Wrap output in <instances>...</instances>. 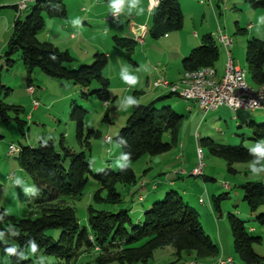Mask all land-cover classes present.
Segmentation results:
<instances>
[{"label": "rangeland", "instance_id": "obj_1", "mask_svg": "<svg viewBox=\"0 0 264 264\" xmlns=\"http://www.w3.org/2000/svg\"><path fill=\"white\" fill-rule=\"evenodd\" d=\"M23 1L13 0V2L0 4V43L6 39L8 23L12 14H16V10L12 5L14 3L19 5ZM100 1L104 2L105 0ZM143 2L144 0H140L139 4L141 5ZM199 2H203V4ZM79 3L83 6L85 5L88 10L93 7V9L99 10L96 6L97 3H92L90 0H80ZM33 5L34 1L30 2L29 8L23 10L22 16L27 15ZM73 5H76V2L75 4H72V2L67 3L68 15L71 19L74 17ZM146 5L147 10L144 11L140 8L136 13L135 6L132 5L131 0H125V3L122 5L123 16L121 23L118 26L112 23L109 25L108 23L97 28L96 31L87 27L84 35L76 36L77 44L81 42L80 46H77L74 40H72L73 42L70 41L69 33H63L64 35L53 38V41L56 43L55 45L60 46L62 50H66L68 47L71 48V52L75 57L93 55V52L100 50V47L111 54L112 57L109 58L106 75L110 79V92L113 96L118 94L119 98L116 105L111 106L110 122L106 120L108 108L105 103L95 95H89V93L98 88L97 84L92 85L90 90H84L72 81L51 78L38 68L30 74L19 54L13 56L15 60L14 66L8 67L6 58L4 57L5 50L3 51L2 57H0V78L2 84L10 90L0 88V99L7 104L23 107L24 110L19 113V116L28 122L26 131L23 134L19 124L14 119L9 122L0 120V184L2 185L0 189V207H4L10 214L18 218L32 217L34 215L32 205H34L35 196L38 195L37 187L33 183V180L20 166L19 154L10 153L11 147L37 145L43 137L47 140L53 139L56 144H59L62 135H64L67 145L76 151H81V145L76 137V122L71 119V105L73 102L89 111L85 117L87 128L101 133L100 137L91 138L90 149H86L92 162L93 172L107 169L116 171L120 169L121 164H124L123 156L118 158L120 151H117V149L120 148L115 142L114 136L118 127L121 128L126 124L127 110L133 106V104L128 103L129 98L136 102L139 100L141 101L140 103H147L155 95L153 90L158 88L155 92L156 94L164 91L168 92L166 88L155 86V80L158 78L171 79L169 73L160 75L162 74L161 72L156 73L154 71L156 66L160 68L166 67L162 55H168L173 63H176L178 60L182 62L178 49L171 47L170 43L162 41V38L168 40V37L161 36L154 38L151 34V25L149 26V24H151L152 11L149 9V0H147ZM183 6L185 11L184 25L180 29L168 32L171 38L179 35L184 40V43H188L192 41L191 37L194 33L202 36L206 31H211L217 41V37L220 34L219 25H221L223 30L233 37V58L239 66H244L246 63L248 39L255 35L257 37L260 35L264 40V19H262L264 17V8H253L246 0H243V4L238 5L237 8L234 5H227L228 9H224L222 6L220 12L217 9L216 14L209 0H196V2L183 4ZM135 16L138 17L136 20L134 19ZM55 20H57L55 17L46 16V26L39 34L41 41H49L47 35L49 33H56L59 26ZM141 23L145 27L149 26V28L142 37L145 42L137 44L134 49L135 52L132 54L133 59L136 57L139 59H137L139 66H136L129 59L126 48L114 42L112 36L113 29L116 27L124 29L126 26L131 31L129 25L135 24L136 26H140ZM250 24L254 25L255 29H251L249 27ZM59 30L62 31L61 28ZM245 30L247 31L245 32ZM105 32L108 33L107 37L103 35ZM217 44L220 58L216 63L219 72L222 73L227 63V57L223 48L224 46L219 42ZM113 46L119 50H124V53L114 50ZM87 50L92 52L88 53L89 51L87 52ZM92 63L93 61L86 65H91ZM147 73L151 75L157 74L156 77H153L149 81L148 85L146 84ZM132 78L136 79L137 83L133 84L131 90L128 91L127 86ZM181 79L174 83L180 82L179 84H181ZM249 82L252 85L255 84L250 79V75ZM29 85L36 87L37 92L35 97L39 98L41 104L40 113L32 109L34 97L27 90ZM135 91H139L142 97L136 98L133 95ZM83 93H87L89 96L84 97ZM165 96V100L175 104L176 107H174L178 113H182L179 110L180 106L187 107L188 103H192L185 101L183 97L181 98L176 94L171 95L169 92ZM121 105L124 106V109L120 112V116H114L115 107H120ZM199 106H192L193 108L188 111L182 121L179 132L181 137L179 140L180 142L182 141V146L178 142L169 152L156 156L148 155L132 163L138 182L141 183L143 179L149 181V187L143 188L142 191L146 196H149L146 198V201L139 203V194L136 193L134 195L132 193L135 188H140L138 187V183L129 186V189L122 184L117 185L118 190L123 195L122 201L117 205L97 201L93 195L100 189V185L92 178L83 195L70 201V205L75 208L82 227H88V210L91 207L98 210L106 209L111 211L127 208L130 209L133 220L137 221L138 215L133 213L135 207L141 206L143 209H149L154 202L164 199L166 193L173 188L182 194L185 200L198 211L200 222L206 233L210 235L220 248V259L230 257L233 259V264H245L235 251L234 236L229 219L230 214L236 215L246 221L248 228H255V231L251 232L252 235L262 237L263 239L262 243L255 245V249L264 257V223L259 219L264 210L261 208L258 213H252L247 202L244 200V193L241 187L246 181H260L263 179L264 173L253 175L251 172L253 164L257 168H260L261 163L255 161L235 163L233 167L237 172H231L228 162L223 157L213 155L208 147L203 146L206 172L204 171L202 175L198 176L192 175L191 172V166L195 167L199 161L198 153L200 148L198 140L200 139L196 138V134H199L200 138L212 137L220 143L233 146L242 144L251 148L258 141L251 138L254 134L249 124L251 122L264 124V110L233 112L228 109L230 112L227 113L226 119L220 120L219 118L217 119L216 113L205 115ZM9 113L12 118L17 116L14 110H10ZM30 114L31 116H29ZM245 118H248V122L245 120L243 122L240 121ZM107 135H110L112 138L110 143L105 140ZM165 140H168L167 136ZM184 171L186 175H178V173ZM159 173L162 174L159 175ZM205 175L210 177V179H204ZM169 178H173L177 185L173 187L169 186L167 180ZM151 182H157L158 191L152 189ZM224 183L229 184L231 189L224 187ZM186 190L187 192H185ZM158 193L161 194L158 195ZM105 195L106 192L102 191V196ZM214 196H216V199ZM200 199H204L205 203L201 202ZM47 233L58 237L60 230L49 229ZM98 250V247L86 251L85 249L82 250L81 254L74 261V264H97L96 256ZM34 256V251L29 249L27 257L34 258ZM39 259L40 261L49 262L55 260L54 257L43 254H39ZM0 260V264H10L7 257L0 256ZM176 260L177 255L174 247L166 246L157 249L149 259L148 264H169ZM219 260L217 258L202 259L197 257L195 251L186 250L182 253L180 261L176 262V264H217ZM110 264L122 263L115 261Z\"/></svg>", "mask_w": 264, "mask_h": 264}, {"label": "trees", "instance_id": "obj_2", "mask_svg": "<svg viewBox=\"0 0 264 264\" xmlns=\"http://www.w3.org/2000/svg\"><path fill=\"white\" fill-rule=\"evenodd\" d=\"M246 2L253 8H264V0ZM28 8L29 4L25 10ZM22 14L23 11L14 21L5 49L7 66L13 67V56L19 54L30 74L38 68L51 78L72 81L84 90H90L92 85L97 84L98 88L89 95H95L105 105L109 104L112 96L110 80L105 73L108 65L105 53L96 52L91 65H76L75 57L68 50H62L53 42L41 41L39 38L46 26V16L59 19L68 17L65 0H34L31 11L25 16ZM184 19L180 0H161L159 6L152 11L150 32L154 38H159L182 28ZM114 39L126 48L128 57L132 60L138 41L135 38ZM219 58L220 51L215 37L206 34L202 37V44L184 58V73L203 66H214ZM246 63L248 75L254 85H263L264 40L255 36L248 39ZM0 88L10 90L2 84L1 78ZM170 94L173 95L171 92ZM89 95L83 93L84 97ZM165 97L149 103L133 104L126 124L114 136L120 148L117 149L120 151L118 158L128 156L131 161L130 166H127L128 161L124 160L126 167L119 170L93 172L86 149H90L91 138H98L101 133L87 128L85 117L89 111L76 102L71 105V119L76 122V137L81 151L67 145L64 135L59 144L43 137L37 145L17 147L20 166L33 180L38 195L32 205V217L18 218L0 207V256L7 257L10 264H74L82 250L98 247L97 264L115 261L122 264H148L157 249L172 246L176 250L177 260L169 264L180 261L186 250L195 251L197 257L202 259L219 260L220 248L206 233L198 211L176 189L172 188L164 199L145 209L142 218L137 221L133 220L131 211L127 208L111 211L91 207L88 210V227H82L75 208L70 205L72 199L83 195L92 178L100 185V189L93 195L97 201L119 204L123 195L117 185L122 184L129 189V186L138 183L132 163L148 155L156 156L173 149L179 142L180 126L185 115L176 112L169 104L159 105V102L165 101ZM10 110L16 111L15 118L10 116ZM23 110L21 106L10 105L0 99V120L9 122L14 119L24 134L28 122L19 116ZM249 126L254 134L251 138L260 141L264 137V124L251 122ZM166 136L168 140H165ZM203 146L208 147L213 155L223 157L231 172H237L233 167L235 163L257 161V157L250 153V147L242 144L233 146L220 143L212 137H201L199 148L204 154ZM171 181L172 184L176 183L174 179ZM225 184L227 183H224V187ZM140 185L145 188L150 184L143 179ZM151 185L153 190H157V182H151ZM1 187L0 184V189ZM241 187L244 200L252 213H258L261 208L264 210V181H246ZM227 189H231V186ZM102 191L106 192L105 196H102ZM138 201L144 203L146 195L139 194ZM217 206L219 207L218 203ZM229 219L236 253L245 264H264V257L255 249L256 244L262 243V237L252 235L254 230L248 228L246 221L236 215L230 214ZM259 219L264 223V213ZM49 229L60 230L59 236L48 234ZM140 242L142 243L139 244ZM9 249L14 251L8 254ZM29 249L34 251V258L27 257ZM39 254L52 256L55 260L40 261Z\"/></svg>", "mask_w": 264, "mask_h": 264}, {"label": "crops", "instance_id": "obj_3", "mask_svg": "<svg viewBox=\"0 0 264 264\" xmlns=\"http://www.w3.org/2000/svg\"><path fill=\"white\" fill-rule=\"evenodd\" d=\"M16 1V0H15ZM79 1L80 0H65V3H66V5H67V3L68 2H72V4H75V2H76V5H73V10H74V17H73V19H71L70 17H69V15H68V17L66 18V19H59V18H55V19H57V20H55L56 21V24H58V26H59V28H61L62 29V31H60L59 30V28L57 29V31H56V33H54V34H51V33H49L47 36L49 37V41H51V42H53L54 44H56L54 41H53V38L55 37V36H60V35H64L63 33H65V34H68L69 33V36H70V41L71 42H73L72 40H74L75 41V43L77 44V42H76V36L77 35H84V32L86 31V29H87V27H90L92 30H95L96 31V29L97 28H99V27H101V26H104V25H106V24H108L109 23V25H110V23H112V24H116L117 26L121 23V18H122V16H123V10H122V13L120 14V17L117 19V20H113V21H110V20H107L106 18H107V16L110 14V13H112V12H114L116 9L113 7V5H114V3H115V1L114 0H105L104 2H101L100 0H90L92 3H97L96 4V6H97V9H99V10H95V9H93V8H91L90 10H88L87 8H86V6L84 5H81L80 3H79ZM206 1V0H205ZM0 4H6V3H9V2H13V0H0ZM31 2H33V1H31ZM191 2L193 3V2H196V0H184L183 2H182V0H180V3H181V6H182V9H183V12H185L184 11V6H183V4H191ZM210 2V1H209ZM30 3V2H29ZM200 4H203V2H199ZM211 4H212V9H213V11H214V13L216 14L217 13V9H219V12H220V10H221V8H222V6L224 7V9H228V6L227 5H230V6H232V5H234L235 6V8H237V6L238 5H242L243 4V0H212L211 2H210ZM147 0H144V2L140 5L139 3L135 6V12L137 13L138 12V10L140 9V8H142L144 11L145 10H147ZM16 6H18L17 5V3H14L13 5H12V7L16 10V14H12V17L10 18V20H9V23H8V34H7V36H6V39H4V41L3 42H1L0 43V57H1V55H2V53H3V51L6 49V46H7V43H8V40L10 39V37H11V34H12V31H13V25H14V21H15V19L17 18V16L21 13V12H19L18 11V8L16 7ZM67 9H68V6H67ZM138 17H136L135 16V20L137 19ZM78 21V22H77ZM146 21H147V19H146ZM150 23H152V19H151V22ZM130 24V23H129ZM135 25V24H134ZM151 24H149V26H150ZM141 26H144V24L143 23H141ZM149 26L147 27V29H146V32L148 31V28H149ZM249 27L251 28V29H255V26L254 25H252V24H250L249 25ZM129 28H130V26H129ZM220 28L221 29H223L222 28V26L221 25H219V30H220ZM224 31V30H223ZM247 30H245V32H246ZM145 32V33H146ZM225 32V31H224ZM226 33V32H225ZM206 34H212L213 35V33L210 31V32H208V31H206V33H204V35H206ZM227 34H229V33H227ZM103 35H105V37H107L108 36V33L107 32H105V34H103ZM204 35H202V36H200V34H198V33H194V35H192V37H191V39H192V41L191 42H188V43H184V40H182V38L178 35V36H176L175 38H171V37H169V35L168 34H166V35H164L166 38L168 37V40H164L165 38H162L163 40L162 41H166V43H170V45H171V47H176L177 49H178V51H179V56H180V59L182 60V62H180L179 60L178 61H176V63H173V61H171V58H169L168 57V55H162V57H163V60H165V65H166V67L165 68H160V67H155V72L156 73H159V72H161L162 74H160V75H165L166 73H169L170 74V78L171 79H168V81L169 82H171V83H174V82H177L178 80H180L182 77H183V74H184V68H183V60H184V58L185 57H187L190 53H191V51L194 49V48H196V47H198V46H200L201 44H202V37L204 36ZM230 35V34H229ZM214 36V35H213ZM231 36V35H230ZM256 36V35H255ZM115 37H123V38H135L136 40H137V37H136V35H134L133 34V32H132V30L130 31L128 28H126V26H125V28L124 29H119V28H114L113 29V36H112V38H113V41L114 42H116L115 41ZM257 37V36H256ZM259 38H261L260 37V35L258 36ZM262 39V38H261ZM263 40V39H262ZM138 41V40H137ZM143 42H145V40L143 41ZM217 42H218V40H217ZM137 44H139L140 42L138 41V42H136ZM80 44H81V42L79 43V44H77V46H80ZM118 44V43H117ZM136 44V45H137ZM141 44V43H140ZM57 47H59L60 48V46H58V45H56ZM234 47V46H233ZM82 48V47H81ZM224 48V47H223ZM61 49V48H60ZM100 50H95L94 52H93V55L92 54H90V55H87V57H75L73 54H72V52H71V48H67L66 50H68L74 57H75V59H76V65H79V64H87V63H89V62H91L92 60H93V57H94V54L96 53V52H101V53H105L107 56H108V65H109V58H111L112 56H111V54L110 53H107L106 52V50L105 49H102L101 47L99 48ZM113 49L114 50H116V51H118V52H121V53H124V50H119L118 48H116L115 46H113ZM94 50V49H93ZM224 50H225V48H224ZM89 51V52H88ZM87 52L88 53H91L92 51H90V50H87ZM135 52V51H134ZM225 55H226V57H227V60H228V56H227V53H226V51H225ZM232 57H233V49H232ZM137 57L135 58V59H133V56H132V60H131V62L134 64V65H136V66H139L138 65V63H137ZM139 60V59H138ZM233 60H234V63H235V65L236 66H238V67H241V68H247L248 69V66H247V63H245V65L244 66H239V65H237L236 64V62H235V59L233 58ZM181 63V64H180ZM108 65H107V67H108ZM215 67H216V69H217V71H218V75L221 77V76H223V74L225 73V68H224V70H223V72L221 73V72H219V68L217 67V63L214 65ZM226 66V65H225ZM107 67H106V70H107ZM106 70H105V73H106ZM157 76V74H149V73H147V76H146V84L148 85L149 84V81L153 78V77H156ZM107 77H108V75H107ZM166 77V76H165ZM109 78V77H108ZM167 78V77H166ZM248 79H249V75H248ZM110 80V79H109ZM131 81H135V83H131V82H129V85L127 86V90L129 91V90H131V87L133 86V84H136L137 83V80L136 79H134V78H132L131 79ZM174 84H176V83H174ZM155 86L156 87H160V85H159V82H157V79L155 80ZM254 86H256V85H254ZM158 89V88H157ZM157 89H155V90H153V93L155 94V95H153V97H152V99H151V101H156L157 99H159V98H161L162 96H165V94L166 93H170V92H172L171 91V89H170V87H168V86H166V90H168V92H161V93H155L156 92V90ZM165 89V88H164ZM130 93V92H129ZM136 98H138L139 96H141L142 97V95L140 94V92L139 91H135L134 92V94H133ZM176 95H178L179 97H181L179 94H177L176 93ZM111 96H112V101H110L109 102V104H107V105H109V106H106L107 108H108V115H107V118H106V120H108L109 122L111 121L110 120V111H111V106L112 105H116V102L118 101V98H119V95L117 94V95H112V93H111ZM38 98V97H37ZM182 98V97H181ZM39 99V98H38ZM184 99V98H183ZM185 100V99H184ZM151 101H149V102H151ZM185 101H187V100H185ZM112 102H113V104H112ZM137 102H141V101H137ZM149 102H147V103H149ZM162 103H161V105H163V104H169V105H171V106H173V108L176 110V106H175V104H172V102L171 101H167V100H163V101H161ZM188 102V101H187ZM134 104V103H133ZM193 104V105H192ZM175 106V107H174ZM192 106H199V104L198 103H195V102H192V103H188L187 104V107L186 106H180V108H179V110L180 111H182V114H184L185 115V117H186V115H187V113H188V111H190L193 107ZM40 108H41V104H40V106L37 108V109H33V110H36L38 113H40ZM199 108L201 109V107L199 106ZM124 109V106H120V107H115V115L114 116H120V112L122 111ZM131 109H129V110H127V114H129V111H130ZM228 112H230L229 110H228V108H226V107H221V108H219L218 110H215V111H210V112H208V113H206L207 115L208 114H210V113H216L217 114V119L219 118L220 120H223V118L224 119H226V116H227V113ZM234 112V111H233ZM205 114V115H206ZM128 116V115H127ZM235 119H236V117H234ZM247 121L248 120V118H245V119H241L240 121ZM226 121V120H225ZM241 122V123H242ZM248 122V121H247ZM226 123H228L227 121H226ZM239 123V122H238ZM119 129H120V127H118V129L116 130V133H115V135L118 133V131H119ZM197 135V139H200V135L199 134H196ZM181 137H180V135H179V139H180ZM264 139V137L263 138H260V140H263ZM108 143H110L111 141L110 140H112V138H111V136L110 135H107L106 136V139H105ZM110 141V142H109ZM199 141V140H198ZM179 142H180V140H179ZM181 143V146H182V141L180 142ZM192 167V169H191V172H192V170H193V166H191ZM152 168V167H151ZM206 172V171H205ZM163 173V172H162ZM162 173H159V175L160 174H162ZM185 173V171L184 172H180V173H178V175L180 176H184V175H186V173ZM191 175V174H190ZM264 176V175H263ZM204 179H210V177H208V176H206L205 175V177H204ZM168 180V182H169V186H176L177 185V183H175V184H172V182L173 181H171V180H173V178H169V179H167ZM260 181H264V177H263V179H261ZM138 187H140V188H138V189H134L133 191H132V193L135 195L136 193L137 194H144V193H142V191H143V188L144 187H142L141 185H140V183L138 182ZM147 187H149V185L147 186ZM146 188V187H145ZM154 191H158V189L157 190H154ZM153 191V192H154ZM185 192H187V190L185 191ZM150 193V192H149ZM159 194H161V193H158V195ZM146 195V194H145ZM154 195V194H153ZM157 195V194H156ZM147 197H149V196H146V198ZM201 200V202H203V203H205V200L204 199H200ZM138 207V206H137ZM137 207H135L134 209H133V213H136L137 215H138V220L139 219H141L142 218V216H143V212H144V210H145V208L143 209L141 206H139L138 208ZM252 229L251 230H254L255 231V228H253V227H251Z\"/></svg>", "mask_w": 264, "mask_h": 264}, {"label": "built area", "instance_id": "obj_4", "mask_svg": "<svg viewBox=\"0 0 264 264\" xmlns=\"http://www.w3.org/2000/svg\"><path fill=\"white\" fill-rule=\"evenodd\" d=\"M30 0H24L20 3L17 8L21 12L27 8ZM161 0H149V9L151 11L155 10ZM123 6L121 5L119 10H115L107 16V20L113 21L117 20L122 13ZM133 34L136 36H142L146 32L147 27L136 26L134 24L129 25ZM222 30L223 35L227 42L229 43V53L227 62V72H226V85L221 87V90H209V83H215L214 77L204 76V69L208 66H203L199 69L193 70L196 72V78H198V85L193 86L191 90H188L197 97V102L201 103V110L206 114L210 111L218 110L221 107H226L234 112L248 111V110H264V96H253L251 95L246 87H244L240 82V68L235 65L232 57V49L234 43L231 41V36ZM185 75V73L183 74ZM157 82H160V87L166 88L168 80L165 78H158ZM28 92L33 96L32 109H37L40 106V101L36 96V87L34 85H29L27 87ZM175 90H182L181 88L175 87ZM174 94V92H171ZM107 106V103H106ZM31 116V114L29 115ZM19 150L16 146L11 147V151ZM10 151V152H11ZM199 161L192 171L205 170L206 162L203 156L198 153ZM227 188H230L229 184H225ZM218 264H233V259L222 258Z\"/></svg>", "mask_w": 264, "mask_h": 264}, {"label": "bare ground", "instance_id": "obj_5", "mask_svg": "<svg viewBox=\"0 0 264 264\" xmlns=\"http://www.w3.org/2000/svg\"><path fill=\"white\" fill-rule=\"evenodd\" d=\"M31 1H34V0H30L29 2ZM209 1L211 2L212 0H209ZM136 37L140 43H143L144 40L142 39V36H136ZM217 40L219 43H221L225 47V50L228 56L229 43L225 39L222 30H220V34L217 37ZM231 41L232 43H234L232 36H231ZM239 68H240V82L244 87H246L248 92L253 96H264V84L259 87L252 85L248 80L247 68H241V67ZM226 72H227V63L225 66V73L221 77L218 75V71L216 67L214 66L205 67L204 76L214 77V80H215V83H209V90H221V87L226 85ZM179 83L173 84L168 81L166 86L170 87L172 92L179 93L181 97H183L188 102H195L201 106V103L197 102V97L193 96V94L188 91V90H191L193 86L198 85V78H196V72L195 71L185 72V75H183L181 79V84ZM175 87L181 88L182 90H175ZM199 150H200L201 155L203 156V159L205 160L202 150L201 149ZM17 152L18 150H14V151H11L10 153L12 154V153H17ZM192 174L198 176V175H202L203 173L201 171H192Z\"/></svg>", "mask_w": 264, "mask_h": 264}, {"label": "clouds", "instance_id": "obj_6", "mask_svg": "<svg viewBox=\"0 0 264 264\" xmlns=\"http://www.w3.org/2000/svg\"><path fill=\"white\" fill-rule=\"evenodd\" d=\"M140 2V0H131V3L133 6H135L136 4H138ZM154 2H157V0H154ZM125 3V0H115V3L113 5V7L117 10H119L120 6L123 5ZM262 19H264V17H262ZM78 22V21H77ZM131 83H135V81H131ZM129 104H133L136 103L135 100L129 98L128 100ZM250 153L254 154L257 157V163H261V167L257 168L255 166V164H253L251 166V172L253 175H259L260 173H264V140L258 141L253 147L250 148ZM122 159H124L125 161H128V165L130 166L131 161H129V157L125 156ZM126 167L125 164H121L120 168H124ZM14 251V249H9L8 250V254H11Z\"/></svg>", "mask_w": 264, "mask_h": 264}]
</instances>
